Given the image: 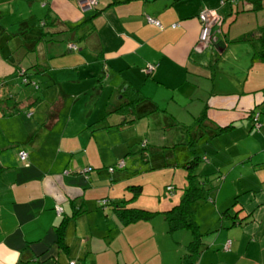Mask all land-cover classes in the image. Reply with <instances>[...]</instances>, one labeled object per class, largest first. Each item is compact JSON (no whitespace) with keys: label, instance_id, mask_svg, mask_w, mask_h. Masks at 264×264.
<instances>
[{"label":"crops","instance_id":"1","mask_svg":"<svg viewBox=\"0 0 264 264\" xmlns=\"http://www.w3.org/2000/svg\"><path fill=\"white\" fill-rule=\"evenodd\" d=\"M79 1L0 0V264H179L192 234L163 212L193 159L191 264H264V0Z\"/></svg>","mask_w":264,"mask_h":264},{"label":"trees","instance_id":"2","mask_svg":"<svg viewBox=\"0 0 264 264\" xmlns=\"http://www.w3.org/2000/svg\"><path fill=\"white\" fill-rule=\"evenodd\" d=\"M43 23H45L47 27H51L53 25V22L51 21L46 22L45 20ZM68 45L70 44H67V49L73 50V49H70ZM19 76L22 77L21 83H26V78L24 77L25 73L20 71ZM132 93L133 95L132 97H130L131 99L129 100V102L125 104V107H127V105H130L133 100L140 98L139 94H137L136 91ZM195 165H197V161H195L194 159L187 162L184 165L185 169L187 170V173H186L187 185L183 189V192L180 196L178 203L163 212V216L167 223V227L169 231H173V230L180 229V228H186V229H189L192 234V239L185 246L186 251L181 258V264H191V255L197 252L198 247L200 245V239H199L200 234L197 230L196 223L191 217V214L193 211L192 203L196 200L204 198L203 187L197 181V174L193 172L192 170V167ZM129 188L131 189V191H133V194L131 196L133 197L134 195H136V191L139 189V186H131ZM114 213L119 223L121 225H126L130 222H134L137 220L149 219L153 215L154 212L147 211V210L140 209V208L125 207V205H118L117 207H115Z\"/></svg>","mask_w":264,"mask_h":264},{"label":"built area","instance_id":"3","mask_svg":"<svg viewBox=\"0 0 264 264\" xmlns=\"http://www.w3.org/2000/svg\"><path fill=\"white\" fill-rule=\"evenodd\" d=\"M231 2H234L236 0H230ZM96 0H80L79 1V6L81 8H92L95 5ZM198 20H199V35L198 38L201 42H207L210 39V36L212 34V30L216 27V25L218 24V18L216 16V14L211 11V10H207V9H203L198 13ZM68 47L70 49H75V47L73 45H68ZM154 69V65L153 64H146L145 67L143 68V71L145 73H150L152 70ZM257 112H253L250 116L253 120V125L257 128L259 127V122L257 121ZM18 158L21 161H25L26 159V153L23 150H20L18 152ZM123 165V162L120 161L118 163H116L114 165V167H121ZM113 168V166L108 167L107 169L109 171H111ZM88 170H90V168H86ZM165 190L167 192H170L172 190V186L171 185H167L165 187ZM100 204H105V200H102L101 202H99ZM56 212L59 213L61 208L60 207H56L55 208ZM68 264H76L73 261H69Z\"/></svg>","mask_w":264,"mask_h":264},{"label":"rangeland","instance_id":"4","mask_svg":"<svg viewBox=\"0 0 264 264\" xmlns=\"http://www.w3.org/2000/svg\"><path fill=\"white\" fill-rule=\"evenodd\" d=\"M185 134H186V138H185V140H184V142H185V146L184 145H182V144H180L181 143V140H178V142H177V144L174 146V148L172 149V147L171 146H165L166 144L164 143L163 145L164 146H160L159 148H157L158 150H164V151H174V150H177V151H181V146H183L185 149L187 148V144H188V146H189V150H191V148H192V144H193V142L194 143H196L197 142V139H198V130H193V131H190L189 133L188 132H185ZM179 143V144H178ZM138 148V147H137ZM147 149L146 150H152L153 149V147H151L150 145L148 146V147H146ZM157 175V177L156 178H153V180H154V182H155V185H160V183H162L163 181H164V174L163 173H159V174H156ZM185 180V183L187 184V180H186V178L184 179ZM184 189V188H183ZM180 199V196H179V198H177V202H178V200ZM146 209V208H145ZM148 210V209H147ZM149 211H152V210H149ZM157 214H153L149 219H153V218H155V216H156ZM160 218H162V216L160 215ZM166 224V223H165ZM166 231H167V233L169 234L170 233V231H168V228H167V225H166ZM114 242V241H113ZM187 245V244H186ZM126 250V253L124 254L126 257H130V255H131V250H127V249H125ZM124 251V250H123ZM122 251V252H123ZM184 255V251L181 253V256H180V261H179V264H181V258H182V256ZM164 256L166 257L167 256V254H165L164 253ZM120 264H121V262H120Z\"/></svg>","mask_w":264,"mask_h":264}]
</instances>
